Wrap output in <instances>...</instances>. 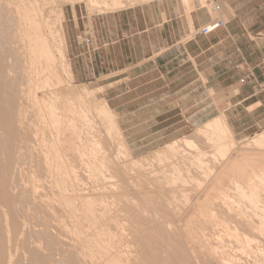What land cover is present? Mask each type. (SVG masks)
<instances>
[{
    "label": "bare ground",
    "instance_id": "obj_1",
    "mask_svg": "<svg viewBox=\"0 0 264 264\" xmlns=\"http://www.w3.org/2000/svg\"><path fill=\"white\" fill-rule=\"evenodd\" d=\"M81 1L0 0V264H264V132L234 156L239 148L222 113L196 130L209 153L183 137L151 158L131 160L129 168L111 161L94 118L117 139L116 153L129 157L115 113L90 89H72L63 80L73 76L62 5ZM85 1L113 11L152 0ZM181 1L184 8L191 2ZM200 3L212 15L206 0ZM20 135L32 138L25 149L35 167L27 170L31 191L17 196L11 141ZM181 147L193 151L186 155ZM147 159L159 164L148 171L151 177L139 170ZM131 166L138 176H130ZM188 166L199 178L186 175ZM150 179L156 189H149ZM231 191L242 209L234 219ZM243 227L261 240L247 238ZM226 240L253 261L226 255Z\"/></svg>",
    "mask_w": 264,
    "mask_h": 264
},
{
    "label": "crops",
    "instance_id": "obj_2",
    "mask_svg": "<svg viewBox=\"0 0 264 264\" xmlns=\"http://www.w3.org/2000/svg\"><path fill=\"white\" fill-rule=\"evenodd\" d=\"M216 1L226 25L207 36L198 30L211 15L199 0H191L187 10L181 0L89 17L66 10L62 29L73 81L129 79L136 73L137 85H127L126 92L137 89L127 106L137 107L138 124H204L213 91L228 102L224 112L234 133L263 129L264 91L254 93L252 86L264 79V0ZM133 115L125 110L122 123H131ZM167 116L172 119H163Z\"/></svg>",
    "mask_w": 264,
    "mask_h": 264
},
{
    "label": "rangeland",
    "instance_id": "obj_3",
    "mask_svg": "<svg viewBox=\"0 0 264 264\" xmlns=\"http://www.w3.org/2000/svg\"><path fill=\"white\" fill-rule=\"evenodd\" d=\"M157 1L161 2V1H164V0H152L150 2H157ZM202 5L205 6L204 3ZM134 6H136V5H134ZM128 7H132V6H130V5L125 6V8H128ZM125 8H122V9H125ZM62 9H63V15L65 14L66 10L73 9L74 11L77 10L78 13H80V10H82L83 13L86 12L88 17L93 15L94 13H99L100 14L101 12H113V11L121 10V9H117V10L111 11V9H103L102 10V9H98V8H91V7H88L86 5V1L85 0H82L81 2H74L73 4L72 3L70 4V2H66L65 5L64 4L62 5ZM192 9L193 8H192V5H191V10ZM186 10H187V8H186ZM220 17L223 20H225L224 13H222L220 15ZM214 18H215V15L212 14L211 15V19H214ZM62 25H63V23H62ZM194 34H195V32L193 31V33L190 35V37L193 36ZM105 79L106 78H101V80H99L98 82L95 81V82L89 83V84H78V83H75L73 80L67 79V77L63 75V80L65 81V83H64L65 85L69 84L72 89H77V90H79L80 87L82 88V86L87 88L88 90L90 89V91L93 92L92 93V98L95 101H97L98 103H103V104L105 103L115 113V116H116L115 117V121H116V124L118 125V128L120 130V134H121V136L123 138V141L125 142V144L127 146V149H128V152H129V155H128L129 157H124L123 155H121L119 153V151H117L118 154L116 153L117 143L113 142V138H115V137L113 135L111 136L107 132L105 133L106 130L103 131L104 128H105V125L103 127L104 123H102L101 120H98V118H94V121H95V124H96L95 127L98 128V129H96V134H98V136H99V133L101 134L100 135V139L102 140V147L104 148V151L106 152V154L110 153L108 157H110L109 159L111 161L117 162V163H119L121 165H125L126 164V166H127V163H128V168H129L130 167V163L129 162H131V160H133V159H141V160L143 159L144 160V158H146V157L151 158L152 155H154V153L156 151L162 149L166 144H168L170 142H173L175 140L181 139L183 137H192V138H194L196 145L198 147H200L203 151L204 150H205V152L207 151V153L212 151V150H210L211 148H209V146L204 143V139L203 138H201L199 136H196L197 135L196 134L197 128L201 127L203 124H200V123L197 124L196 123L194 125H187L188 128H184L185 125L173 124L171 122L162 123V124L161 123H158V124H138L137 123V120H138V115H137V112H136L137 107L135 105H131L130 108H128V106H127L128 105L127 104L128 99L136 98V96L138 94L137 89L135 88L133 90V92H126L127 85H129V84L131 86H136L137 85L139 78L136 77V73H135V75L130 76L129 79L127 77L124 78V75H120V76H117V77H114V78H110V79H107V80H105ZM114 81H115V83H114ZM209 96H210V117H209V120H211L215 116H217L219 114H222V113L226 117V113L224 112V110L229 107L228 102H226L227 104H225V99L223 97H221L220 95L216 94L213 91L209 92ZM125 110H126V112L128 110H130V112L135 111V115L130 116V119H132L131 123H126V124L122 123V121H123V112L125 113ZM165 110H168V109H165ZM126 119H128V118L126 117ZM163 119L171 120L172 117L171 116H167V117H163ZM98 121H101V122L99 123ZM226 122H227V117H226ZM100 124H102V127H101ZM227 124H228V122H227ZM129 126L133 127L132 130L129 131V132H124L123 129L125 127L127 128ZM228 126L230 127L229 124H228ZM231 131H232V129H231ZM262 132H264V128L260 129L258 131H252L251 133L245 132V133H241V134H236V133H234L232 131L234 140L236 142V147L239 148L237 151H235L234 156H235V154H237L239 152L241 146L242 147L245 146L246 143H248V141H250L251 138L255 137L257 134H260ZM110 137L111 138L113 137L112 140L110 139ZM31 141H32V138L30 137V135H20V137L18 139L16 137V140L13 139L11 141V144L13 143L15 145L13 147V149H12V151H13L12 159L13 160H12L11 166H12V168L15 171V184H16V188L18 190L17 191L18 192L17 196H19V195L22 196L21 194L24 192V190H28V191L30 190L29 184L27 183L28 177H26V176H29V173L27 171L29 166L35 167V160L33 159V160H31L32 162H30V157L31 156L29 157L30 153H28L26 151L25 147H27V146L31 147L32 146V142ZM181 150H182L181 153L186 154V155L188 153H192V151H193L192 148L187 149L186 147H181ZM117 156H118V158H117ZM208 156H210V154H208ZM124 158H125V161H124ZM128 158H130V159L128 160ZM175 158H177V157L172 158L171 161L174 162V160H176ZM209 158L210 157H207V160H209ZM118 159H120L121 161L118 160ZM158 165L159 164H157L153 160L147 159L146 161H144V166L143 167H141L140 169L137 168V167L136 168H137V170L139 169L141 173L145 174V176L148 177V175H149L151 177V175H150V173L148 171H152V170H154V168L156 169ZM136 168H133L131 166L132 173H131L130 170L128 172V173H131L130 176H132V177L138 176V174L140 172L138 173L139 170L137 171ZM143 168L145 170H143ZM150 169H152V170H150ZM187 169L189 171V172L186 173L187 176L199 178L200 174L197 172V170L195 169L194 166H188ZM19 172L22 173V176L19 175ZM187 181L188 182L186 184L187 185L186 188L190 189L191 186L192 187L194 186L195 182L192 181L190 178ZM192 182H193V184H192ZM24 183H26L25 185L27 187H24ZM87 183H88L87 181H86V184L84 182L85 189H89L90 188L89 184H87ZM144 185H145V183H144ZM148 185H149L150 188L148 187ZM148 185H147V187L146 186L145 187L149 188V189H152V188L156 189L154 187V185H156V181H153V180L150 179ZM157 186H158V183H157L156 187ZM166 190H168V189H166ZM134 192L135 191H133V190H129L128 191V193H131V194H133ZM231 196L232 197L229 200H231L232 203L234 202L233 206H235L233 214L231 213L232 216H233L232 218L234 219V218H238L240 216L241 212H239V210L241 211L242 209L239 206V204L235 203L236 202L235 201L236 195L234 194L233 191H231ZM238 206H239V208H238ZM118 214L120 215L122 213L118 212ZM216 214H218L219 216L222 215L220 213H216ZM59 215H60V213L57 216H59ZM245 215H247L248 219H251L252 213H248L247 212V213H245ZM247 217H246V219H247ZM253 217L254 216H252V218ZM235 220L237 221V219H235ZM235 220H233V221H235ZM220 228L221 227H219L218 230H216V232L217 231H221ZM242 230H243L244 233H245V230H246V237L247 238H250V237L253 238V235H254L255 239L257 238V240H259V239L261 240L260 235L258 236V234L256 233L257 231L247 230V228H244V227L242 228ZM247 231H250V232H248V234L251 233L250 236L247 234ZM252 231H254L253 232L254 234L252 233ZM255 233L257 235H255ZM65 235L70 237L71 234L70 233H66ZM66 236H63V238L65 239ZM214 237L216 238L217 236H214ZM130 238L131 237H129V239ZM134 238H136V237H134V236L132 237L133 242H137V238L135 240H134ZM212 239H211V241H212ZM66 240L68 241L67 238H66ZM228 241H229V243H228ZM212 242H215V240H213ZM40 243H41V247H42L43 246V242L41 241ZM233 243H235L234 240H232V241L226 240V242L223 243L222 247H223L224 253L226 255L230 254L229 256L234 257V253H236L235 254L236 255V260L239 259V262L250 263V262L253 261V259H251V258L249 259L248 256H245L237 248L236 245H238V247H239L240 246L239 244H236V243L233 244ZM121 244L122 243H118L117 242V245H121ZM225 244H226V246H225ZM250 244L252 246H254V245L256 246V244H254V243L252 244V242ZM234 245H235V247H234ZM227 246H229V248ZM151 247H152V249H156V251L158 250L157 252L160 251L159 247H157L155 245H151ZM42 249H43V247H42ZM225 251H227L228 253L225 252ZM252 251H253L252 255H254V254L256 255L257 251L256 250H252ZM238 255L240 257H238ZM243 258H244V260H243ZM175 261L172 262L171 264H174Z\"/></svg>",
    "mask_w": 264,
    "mask_h": 264
},
{
    "label": "built area",
    "instance_id": "obj_4",
    "mask_svg": "<svg viewBox=\"0 0 264 264\" xmlns=\"http://www.w3.org/2000/svg\"><path fill=\"white\" fill-rule=\"evenodd\" d=\"M206 3L209 4L211 13L215 15V18L210 20L207 24H205L198 30V33L203 36H207L212 32L216 31L217 29L224 27L225 25L224 21L220 17V15L222 14V8L217 3V1L206 0ZM252 90L254 93H259L264 91V79L262 81L256 82L252 86Z\"/></svg>",
    "mask_w": 264,
    "mask_h": 264
}]
</instances>
